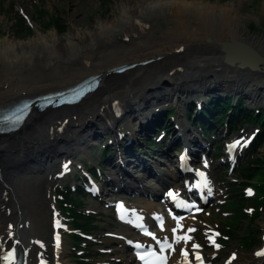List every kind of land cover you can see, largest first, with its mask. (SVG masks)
Instances as JSON below:
<instances>
[{"label": "bare ground", "instance_id": "bare-ground-1", "mask_svg": "<svg viewBox=\"0 0 264 264\" xmlns=\"http://www.w3.org/2000/svg\"><path fill=\"white\" fill-rule=\"evenodd\" d=\"M81 14L73 8L74 26L80 23ZM233 14L226 6L198 0H153L140 5L135 0H125L114 21L100 24L94 32L85 35L74 33L66 45H60L61 49L39 36L29 53L18 54L12 47L0 50V62L4 65L3 75H0V109L24 98L65 89L90 75L101 77L99 88L80 103L46 109L42 113L32 112L18 129L0 135V264H11L1 259L7 252L4 246L10 245L21 251L24 264H57V261L64 264L65 248L62 245L59 252L55 251V239L52 240L48 225L53 204L52 198L47 197L50 191L42 189L41 196L34 197L32 191L36 186L29 183L26 173H45L39 185L46 183L51 176L47 170L54 175L63 174L62 166L67 160L75 158L77 153L83 154L92 140H108L109 146L112 134L115 139L110 144L129 159L120 155L107 162L118 168L114 173L116 177L108 179L111 185L116 188L123 178L131 177L126 171L128 165L135 166L138 173L147 172L151 178L157 177L153 162L139 146H143L142 136L159 130L155 120L165 103L176 100L178 109L185 102L200 107L205 101L220 96L224 87L243 95L250 106L264 100V80L260 79L264 73L225 62L227 53L222 48L232 40L248 45L264 57V41L242 34L240 16ZM160 21H166L169 27L156 36L154 23ZM122 39L130 40V45H126L129 48L119 44ZM148 59L153 61L121 75L110 71L122 64ZM247 85L251 86L250 90H244ZM179 112V127L165 130L170 134L169 141L157 153L169 162L172 149L181 141L185 142L187 152L195 155L200 153V147L203 151L210 146L208 141L204 143L200 139L198 132L191 131L182 109ZM87 123L93 125L86 127ZM187 134L191 137L187 138ZM241 137L245 141L250 134ZM136 144L137 152L127 150L128 146ZM238 150H243V146ZM59 155L68 156L60 169L58 163L48 164ZM178 178L180 176L171 171L167 181L159 179L151 188L138 184L133 193L156 194L169 184L171 193L180 190ZM140 196L145 205L120 204L125 206L126 212L139 208L138 212L147 215L155 235L161 240L168 236L174 245L171 231L176 225L167 217L165 206ZM39 205L43 206L42 210ZM197 216L193 211L182 219L183 230L177 235H190L191 242L196 243L195 232L186 230L197 228ZM114 234L120 237L119 233ZM146 241L154 242L151 238ZM178 244L180 249L185 247L183 242ZM124 247L113 252L129 254L130 248ZM128 256L123 260L125 264H135L134 256ZM181 260L179 252H175L170 255L169 264H180ZM253 261L261 264L264 258L255 255ZM230 264L239 263L232 260Z\"/></svg>", "mask_w": 264, "mask_h": 264}, {"label": "rangeland", "instance_id": "rangeland-1", "mask_svg": "<svg viewBox=\"0 0 264 264\" xmlns=\"http://www.w3.org/2000/svg\"><path fill=\"white\" fill-rule=\"evenodd\" d=\"M153 0H135L137 5L141 3L151 2ZM203 1L205 3L211 2L212 4H218L220 6H226L229 9H232L233 15L240 16L241 25L240 32L245 34L246 37L254 40L261 39L264 41V1L263 0H198ZM125 2V0H0V10L2 8L3 12L0 11V50L8 47H12V49L18 53L22 54L23 52L29 53L34 47L35 43L39 36L43 37V40L48 44H56L58 49H61L60 45H66L68 40L76 32H80L82 34H86L89 32H94L97 29V26L100 24H107L114 21L116 15L119 12L120 7ZM73 8H77L82 12L79 17L80 23L76 26L73 24L72 13ZM42 9H45L49 15V17L60 18L63 23V29L65 31L61 32L55 28H50L49 30L44 29L41 24L44 23V20L41 16ZM22 14L26 17L29 27L32 29L33 33L31 35H27L24 37L18 38L15 35L16 31V20L19 15ZM49 17L48 19H51ZM74 26V27H73ZM19 27V26H18ZM169 27V24L165 21H160L154 23L155 35H161V32ZM154 30V29H153ZM119 44L126 46L130 45L129 39L120 40ZM130 47V46H126ZM3 67L4 65L0 62V75H3ZM261 80H264V76H260ZM226 84H223L225 86ZM229 85V84H228ZM166 88V87H165ZM244 90H250L251 86L247 85V87H243ZM167 89V88H166ZM232 88H225L224 92L219 97L220 99H225L230 97L229 95L234 97H244L243 95H239L235 91L231 90ZM245 92V91H244ZM246 100V98H245ZM176 101V100H175ZM168 102L164 104V107L161 110V114H164L165 111L172 109L174 111L173 117L163 122V131L162 134L158 135V131L154 134L148 136H142V151L148 155L150 161L154 164V171H156L159 175L161 171L166 172L167 175L171 173V171L175 170L174 158L176 161V155L179 150H182V147L185 146L184 141L175 145V147L171 151V160L170 162L166 157H161L157 155L158 151L161 148L167 146V141H169V133L168 130L166 132L165 129L168 127H179V110L182 109L185 114V122L188 127L191 128V131H196L200 135V139L207 143L205 139L202 129L200 130L198 125L193 126L194 119L197 117L199 111L206 105L205 101L200 107L196 106L194 103H183L180 108L176 106V102ZM235 101V100H234ZM252 101V100H251ZM251 109H261L264 110V100L260 103H253L249 106ZM160 114V115H161ZM133 118V117H132ZM97 122V121H96ZM95 122V123H96ZM94 123V124H95ZM192 123V124H191ZM93 125V123H87L85 126ZM192 126V127H191ZM121 128H119V132ZM214 131V129H213ZM235 131H225L219 130L218 132H212L209 141L211 144L207 149L208 158L205 159L206 152L200 149V155L202 156L200 164L205 166L207 164V168H209L210 178H212L214 183V196L215 199L213 203L205 209L202 214H198V224L196 231L194 233L196 244L204 246V251L206 257L209 255H213L209 261L211 264H224V262L228 259H231L233 255L237 257L234 259L236 263L239 264H255L253 261V257L255 256L256 251L260 248V244H255L254 246H248L245 248L248 236L249 228L248 220L246 217L240 216L235 217L234 219H238V223L233 227L237 230H230V234L234 236L233 239L229 238H221V236L217 237V243L220 247L217 249L214 247L207 239V235H210L211 232H216L220 230L229 231L224 225L230 223L232 221L233 209H230L228 206L229 197L233 195L231 183H235L236 174L243 166L242 163L249 164L248 155L246 154L248 151V146L243 148V150L239 151L238 154L240 156L239 160L234 162H230L228 160V156L224 153L219 156L218 159L215 158V153H218V150L225 149V144L229 143L233 139L240 137V140L243 139L242 134L245 135H256L258 132V126L256 124H245L241 129ZM115 134V133H113ZM211 134V133H209ZM188 135V134H187ZM115 138V135H112ZM110 136L111 140L113 138ZM190 138L191 135L186 136ZM141 139V137H140ZM149 140H153L152 145H146V142ZM206 140V141H205ZM252 140V139H249ZM208 141V142H209ZM111 142V141H110ZM96 145H92V144ZM124 143V142H123ZM183 143V144H182ZM108 144L105 141H92L90 142V146L86 147L85 152L83 154L77 153L75 158H71L74 162L73 165H70L71 174L64 178H58V175H54L51 170H47V174L51 173L50 179L46 183H40L41 176L45 173H26L25 177L32 185L36 186V190L32 191V195L34 197L39 198L41 196L42 189L46 191H50L47 195L48 198H52V206L50 208V216H49V228L51 229V238L55 239V229H54V220L55 218H59L64 222L63 224V246L65 248L64 255V264H79L78 258H76L73 247V241L71 235L73 234V227L65 213V211L58 206L56 188L57 186L65 187L66 185H70L72 187L76 186L77 181L74 176L76 171H79L80 177L84 176L85 169H89L90 167H94L98 170L99 176L101 180L107 181L110 178L116 177L113 173L118 170L115 169L114 166H110L104 163L101 152ZM115 145H112L109 159L113 156L116 158L120 155L126 156L123 152L119 150H115ZM151 148V149H150ZM138 147L137 144L131 147V152H137ZM113 153V154H112ZM249 158L252 159L255 157L261 158L264 161V146L257 152L253 153ZM247 155V156H246ZM68 156L59 155L56 158L52 159L48 164L58 163V168H61V163L64 162ZM105 159V160H106ZM194 160V159H193ZM228 160V161H227ZM165 163V164H164ZM223 163V164H220ZM243 163V164H244ZM233 167L232 170L229 168ZM172 169V170H171ZM127 172L131 174L132 177L126 179V183H130L132 185L144 184L146 187L151 188L157 185V177L151 178L149 173L143 172L138 173L135 171V166L128 165L126 166ZM264 172V168L259 171V175L257 178L259 181L264 182V174L260 173ZM24 176V175H23ZM164 177V175H162ZM166 177V176H165ZM167 178V177H166ZM132 179L134 180L132 182ZM140 180V181H139ZM258 183L257 180L252 182V184ZM102 185L103 181L101 182ZM104 185V189L106 192L102 193L101 197L95 199L91 198L90 195L84 196L83 200L87 205V212L91 213L94 216L99 217V226L98 230L91 233L90 241L85 243V246H82L83 252H79L81 255H86V253L91 254V259L88 260L89 264H125L123 261L125 258L129 257L127 253H123L122 251H118V253L113 252V250H123L125 248V243L120 240L117 243L115 240H118L113 236L115 232L119 233L124 238H136V233L129 228L128 225H121L118 222V215L115 212V206L111 205V203H116L118 201L127 203L129 206H142L145 205V201H141L140 197L135 194H125V193H115V185ZM90 186V185H89ZM172 187V186H171ZM170 187V188H171ZM241 187V186H239ZM249 192L252 191L249 189L244 193L245 197L251 196ZM115 193V195H113ZM112 194V195H111ZM247 194V195H246ZM101 198V200H99ZM159 205H162L161 202L158 201ZM163 206V205H162ZM39 210L43 209L42 205H39ZM254 208V206H253ZM137 209V208H136ZM139 209V208H138ZM249 209V207L247 208ZM254 231L259 230L260 234L256 237L261 238V235L264 234V206L262 207L259 218L255 221L253 227ZM180 244L175 243V249L178 253ZM10 249V247H7ZM132 256V254H131ZM80 259H83L81 256ZM264 264V263H261Z\"/></svg>", "mask_w": 264, "mask_h": 264}, {"label": "trees", "instance_id": "trees-1", "mask_svg": "<svg viewBox=\"0 0 264 264\" xmlns=\"http://www.w3.org/2000/svg\"><path fill=\"white\" fill-rule=\"evenodd\" d=\"M42 10L43 12H40L42 16L41 20H44V23L41 24V26L44 29L49 30L50 28H55L61 32L65 31L63 29V23L60 18L49 17L47 11L45 9ZM45 17H49L51 19L45 21L47 19ZM17 22L18 25H16L17 28L15 31V35L18 38L31 35L33 33L32 29L27 25L24 19H18ZM233 103L234 100L232 97L216 100L211 107V110L215 113V115L212 116L209 111H205L204 116L202 115V117H204V119H210L212 122L216 123L219 127L223 129L228 126L231 131L238 130L247 123L259 125V134L252 148L249 150V152L251 150L252 152H257L260 147L264 146V111H258L257 113L253 110H249L244 106L242 100L236 102L235 108H232ZM230 111L232 112L231 115L229 113ZM171 114H173L172 111L167 113V115ZM198 123L201 125L203 131L207 133L206 125H204L202 122ZM150 143L151 141H149V144ZM263 168L264 161L261 158L259 159L258 157H255L249 160V164H243V166L236 174V178L243 180L244 185H246L248 181H258V183L254 185L257 191L256 198L254 199H245L241 193L242 188L233 189L234 195L232 198L238 202V206L236 209L238 212H241L243 207L246 208V203L248 202H253V205H255V211L249 219V225H251V228H249L250 231L248 232V236L246 237L248 238L247 243L245 245L246 248L250 245L254 246L257 242L260 241V238L256 237L260 234V231H254L252 227L255 221L260 216V208L264 206V182H261L257 179L259 178V171H261ZM260 174H264V172H261ZM230 185L237 187L238 184L231 183ZM56 190L60 207L65 211L66 215L69 217V220L72 223V227L75 230L86 234H90L91 232L97 231L98 221L95 216H91V214H87L85 212V208L87 206L83 200V197L80 195L81 189H79L78 191H73L70 187L66 186L64 188L58 187ZM71 238L73 241L74 250H76V252L80 250L83 243L87 242V239L81 237L78 233L72 235ZM75 256L80 257V255L76 254ZM89 257L90 255L86 254L83 258L88 259ZM79 264L88 263L87 261H85V259H83L82 261H79Z\"/></svg>", "mask_w": 264, "mask_h": 264}, {"label": "snow or ice", "instance_id": "snow-or-ice-1", "mask_svg": "<svg viewBox=\"0 0 264 264\" xmlns=\"http://www.w3.org/2000/svg\"><path fill=\"white\" fill-rule=\"evenodd\" d=\"M79 95V93H77ZM46 99L52 103L53 98L52 97H46ZM24 108L27 109L28 105H24ZM17 122H19V117L16 118ZM247 143V141H236L233 145L230 146V149H235L237 146H243ZM205 167H207V164H205ZM196 174L199 176L200 178V183H197L195 185V187L199 188L201 186L207 188L208 193L207 194H211V188L208 186V180L207 177L205 176V174L199 170H196ZM249 194H251L249 192ZM170 197H173V199L175 198L173 196L172 193H169ZM188 210L191 212L192 208H195V211L197 213L201 212L202 209L196 207V205H191V206H187ZM173 220H175L176 222V226L172 229V237L171 239L174 240L176 243H180L183 242L185 247L181 248L179 250V255L180 257L184 260L185 264H196V262H199V264H203V258L200 256L199 254V249L201 247V245L196 244V243H192V237L190 235H177L176 233L178 231H182L183 230V226L181 225V219L182 218H177L175 216L172 217ZM62 227L61 225V221L60 219L57 217L54 220V228L59 230ZM160 227H163V224L161 222ZM196 229L189 227L187 228L186 232L187 233H192L195 232ZM144 234L146 236H149L151 238L152 241H154V246H150L152 248L151 251H146L145 253H140L137 252L136 255L138 256V258L141 261H144L146 256L147 257H155L156 260H158L160 262V264H167V255H164L165 253H168L169 255L173 254L176 252V249L173 247V243L169 242L170 238L168 236H165L162 240L160 238H158L154 233L149 232L147 230H145ZM220 236L219 232H211L210 235H207V239L208 241L217 249L220 247V245L217 243L216 241V237ZM55 242H56V246L59 247L60 245V236L57 234L55 236ZM18 243V242H17ZM190 244V248L188 247V245ZM10 250L8 252H6L3 255V260L5 261H9L11 262V264H15L16 261V257H17V251L14 245H10ZM41 247H43V244H41ZM136 248L139 249L141 248L140 244H136ZM191 251L192 260H189V252ZM257 255H264V252H258ZM235 257L233 256V259Z\"/></svg>", "mask_w": 264, "mask_h": 264}, {"label": "water", "instance_id": "water-1", "mask_svg": "<svg viewBox=\"0 0 264 264\" xmlns=\"http://www.w3.org/2000/svg\"><path fill=\"white\" fill-rule=\"evenodd\" d=\"M222 50L227 53L226 63H238L240 68L248 67L251 70L264 73V57L248 45L232 40L225 43Z\"/></svg>", "mask_w": 264, "mask_h": 264}]
</instances>
